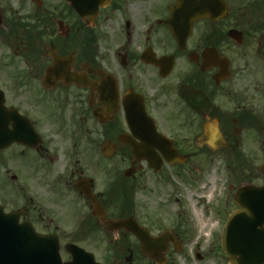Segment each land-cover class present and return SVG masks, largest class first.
<instances>
[{
	"label": "flooded vegetation",
	"instance_id": "1",
	"mask_svg": "<svg viewBox=\"0 0 264 264\" xmlns=\"http://www.w3.org/2000/svg\"><path fill=\"white\" fill-rule=\"evenodd\" d=\"M103 1L0 0V203L59 239L64 259L86 242L102 264L219 263L232 210L202 253L149 182L169 179L166 154L235 157L232 187L264 181V0Z\"/></svg>",
	"mask_w": 264,
	"mask_h": 264
},
{
	"label": "rangeland",
	"instance_id": "2",
	"mask_svg": "<svg viewBox=\"0 0 264 264\" xmlns=\"http://www.w3.org/2000/svg\"><path fill=\"white\" fill-rule=\"evenodd\" d=\"M15 1L18 0H10L11 3ZM44 2L46 5L64 6L62 0H44ZM28 6L33 7L31 0H28ZM263 160L260 158V162ZM177 168H180V173L170 170L167 174L170 176L169 180L159 181L155 178L149 182L154 189L151 196L162 214L181 219L188 217L194 223L197 231H194L193 238L201 243L200 251L203 253L211 247L222 221L218 216H222L223 213L219 214L218 210L224 207L230 209L234 206L233 198L237 185L231 188L230 184L237 179L236 173L229 157L201 158ZM3 181L2 184L5 185L4 177ZM2 184L0 186L4 187ZM82 245L92 249L90 243L83 242ZM92 250L97 258L101 259L100 251ZM213 251L210 255H215ZM214 258L219 262L216 264H228L224 261L222 253L216 254ZM195 260L197 259L194 258ZM211 263L215 264V261L212 259Z\"/></svg>",
	"mask_w": 264,
	"mask_h": 264
},
{
	"label": "water",
	"instance_id": "3",
	"mask_svg": "<svg viewBox=\"0 0 264 264\" xmlns=\"http://www.w3.org/2000/svg\"><path fill=\"white\" fill-rule=\"evenodd\" d=\"M68 1H76L79 11L88 3L97 6V0ZM192 12L196 16L199 11ZM236 199L245 208L230 216L223 233L224 249L232 264H264V185L243 186ZM45 242L30 224L19 223L16 213H6L0 206V264H73L60 260L57 241Z\"/></svg>",
	"mask_w": 264,
	"mask_h": 264
},
{
	"label": "bare ground",
	"instance_id": "4",
	"mask_svg": "<svg viewBox=\"0 0 264 264\" xmlns=\"http://www.w3.org/2000/svg\"><path fill=\"white\" fill-rule=\"evenodd\" d=\"M212 189H214V187H213ZM212 194H213V193H212Z\"/></svg>",
	"mask_w": 264,
	"mask_h": 264
}]
</instances>
